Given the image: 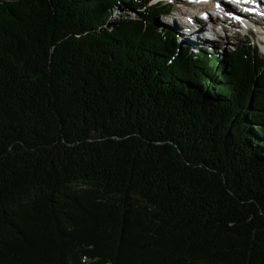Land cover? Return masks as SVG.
Here are the masks:
<instances>
[{"label":"trees","instance_id":"obj_1","mask_svg":"<svg viewBox=\"0 0 264 264\" xmlns=\"http://www.w3.org/2000/svg\"><path fill=\"white\" fill-rule=\"evenodd\" d=\"M171 10L0 0V264H264V54Z\"/></svg>","mask_w":264,"mask_h":264},{"label":"rangeland","instance_id":"obj_2","mask_svg":"<svg viewBox=\"0 0 264 264\" xmlns=\"http://www.w3.org/2000/svg\"><path fill=\"white\" fill-rule=\"evenodd\" d=\"M171 1L174 3L172 6V10L169 14L163 17L162 15L159 14L161 21L164 24L169 25V26L171 25L174 28L173 30L176 33L175 35L177 36V40L180 41L181 44L185 45L186 43H190L192 45L191 48H193L194 50L195 48L200 49L195 44V43H198L199 41L198 39L194 38L193 32L195 31L193 32L188 31L186 27H184L183 23H181L182 19H184L185 22H189L193 25L194 22L190 20V17L187 16V18H185L183 17V14H182V11L187 14L192 12L193 6L185 5L184 0H171ZM127 14H130L131 17L137 15V13L132 10L127 12V10L123 9V7H117L112 13V16H110L111 18L109 20L112 23L116 19L126 16ZM173 19L177 20V23H179V25L181 26V28L179 29V31L181 30L180 33L178 32V27L176 29V25L174 24ZM257 19L260 20L261 18H257ZM221 20H222L221 22H223V24H225L227 27V31H226L227 36H226V33L224 32L225 29L223 30L219 29L217 32L212 31L210 33L208 32V29L207 31L204 30V28L200 29L202 33L199 34V37L205 38V35L207 34L208 37L214 38V40L212 39L213 42H211L210 47H207V48H205V46H200V47H202L204 50L208 52H211L212 54L216 52L219 54H224V53L229 52V50L234 49L235 46L246 45L250 41V42H256V43L259 42L260 45H262V47L260 48H261L262 53L264 54V22L260 21V22H257V24H255L256 26L259 25L262 28V35H259L258 32H256V28H257L256 26H255V30H251V29L244 30L241 26L235 24V22H231V20H228V19L226 20L224 19V17ZM205 23H208V22L203 21L202 25L205 27H208V25H206ZM182 30H186V33L184 32L182 33Z\"/></svg>","mask_w":264,"mask_h":264},{"label":"bare ground","instance_id":"obj_3","mask_svg":"<svg viewBox=\"0 0 264 264\" xmlns=\"http://www.w3.org/2000/svg\"><path fill=\"white\" fill-rule=\"evenodd\" d=\"M196 2H197V6H194L195 8L193 9V11L192 12H190V13H185V12H183L182 11V14H183V17H185V18H187V16H192V15H195V14H201V12L202 11H207L208 10V13L210 14V12H216L215 11V7L213 6V4H212V2H211V0H196ZM208 7V8H207ZM205 8H207V9H205ZM261 15H263L264 14V11H263V8H261ZM185 14V15H184ZM208 14V15H209ZM223 15V17H224V19H230V18H228L226 15H224V14H222ZM163 17V16H162ZM179 18V17H178ZM195 18H197L196 16H195ZM208 18H209V21H210V23H213V27H212V29L214 30V31H217L216 29H215V27H216V25L218 24H220V25H222V28L223 29H225L224 30V32L226 33V31H227V27H226V25L225 24H223V22H221L222 20V18H221V16H220V14H212V15H209L208 16ZM198 19V18H197ZM261 19H264V17H262ZM173 21H174V24L176 25V29H177V27H178V32L180 33L181 32V30L179 31V29L181 28V26L179 25V23H177V20H174L173 19ZM194 21H196V20H194ZM197 21H200V20H197ZM196 21V22H197ZM181 23H183V25H184V27H186V29L188 30V31H195V32H193L194 34V38H196V39H198L199 41H198V43H195L196 45H197V47H198V45L199 46H203L205 43H207V38L205 39V38H201V37H199V34H201L202 32L200 31V29H203L204 28V30H206L207 31V27H205V26H203V25H201L200 26V24H199V22L198 23H194V26L191 24V23H189V22H185V20L184 19H182V22ZM217 23V24H216ZM174 24H173V26H174ZM212 25V24H211ZM257 28H256V32H258V34L259 35H262V28L258 25V26H256ZM203 31V30H202ZM186 33V30H182V33ZM205 35V34H204ZM226 36H227V33H226ZM197 42V41H196ZM193 49V48H192ZM194 50V49H193ZM195 50H198V48H195Z\"/></svg>","mask_w":264,"mask_h":264},{"label":"water","instance_id":"obj_4","mask_svg":"<svg viewBox=\"0 0 264 264\" xmlns=\"http://www.w3.org/2000/svg\"><path fill=\"white\" fill-rule=\"evenodd\" d=\"M109 26V25H108Z\"/></svg>","mask_w":264,"mask_h":264}]
</instances>
